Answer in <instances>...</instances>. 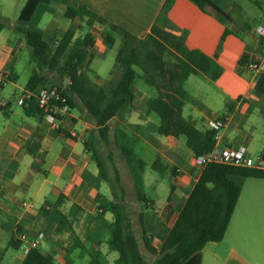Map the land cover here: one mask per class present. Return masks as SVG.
<instances>
[{"label": "crops", "instance_id": "0c3cea01", "mask_svg": "<svg viewBox=\"0 0 264 264\" xmlns=\"http://www.w3.org/2000/svg\"><path fill=\"white\" fill-rule=\"evenodd\" d=\"M3 1L7 0H0V6ZM25 1L19 0L18 13ZM77 1L138 36L150 32L164 2ZM54 2L62 6L64 12L68 4L74 5L73 0H51L49 4ZM214 3L221 7L228 17L211 7L203 11L190 0H174L163 18L186 31V44L189 48L198 49L213 57L222 67L221 74L215 80H210L203 74H193L202 78L190 79L191 87L197 91L205 92L202 86L205 80L212 84V89L206 92L209 100L203 103L199 95L188 94L182 114L184 115L186 107L184 116L192 119L195 124L201 121L206 130L209 129V119L228 113L230 120L221 132L219 146L244 144L248 152L255 155L264 151V91L255 88L258 74L247 69L239 59L244 53L247 59L259 58L263 52L262 44L255 37L254 30L257 25L264 24V0H214ZM45 12L46 9H42L41 3L33 17L38 21ZM71 19L75 22L74 26L69 28L75 31V38L77 29L83 26L85 21L79 17ZM163 19L158 20L160 26L166 25ZM49 24L52 25V22ZM99 24L94 23L90 27L99 29L93 33L94 53L97 45L109 47L103 39L106 25ZM225 28L228 33L222 38ZM49 30L48 33L56 29L50 27ZM2 31L1 29L0 53H5L6 56L0 59V69H8L10 73L5 83L0 84V258L3 256L2 251L12 247L16 251L9 253L6 264H21L25 253L21 252L20 245L14 247L11 242L15 245L20 241L19 232H26L32 237L42 231L43 236L38 247L40 248L42 239L46 238L50 245L48 251H43L57 264H83L77 262V259L81 258H90L88 264H113L117 255L107 245L113 214L105 211L98 215L101 209L97 207L99 195L110 199L112 194L109 186L102 187L103 179L99 177L97 164L92 166V161L95 160L84 145L93 129L91 121L89 122L85 110L76 107L78 112L73 113L72 106L58 129L51 128L39 114L25 113V107L19 103V98L24 90L30 87L27 85L28 80L24 86L17 83V73L11 59L19 47L10 46L8 38H1ZM96 32L99 33L96 35ZM45 34L42 30L43 39ZM57 39L54 40V45ZM44 40L49 43V40ZM33 73L40 75L41 71L33 69L31 75ZM169 75L174 76L173 73ZM190 77L189 75L184 80L176 77L174 80L184 87V81ZM145 113L149 115L151 112ZM130 115L140 118L135 110L129 112V115L127 113V118ZM141 119L145 121L134 123L126 119L124 122L138 124L147 130L149 120L145 117ZM70 130L83 133L84 141L78 137H70ZM165 136V139L156 140L163 151V157L172 164L167 163V168L171 174L173 168L176 172L180 169L181 173L172 174L175 188L170 201L167 197L166 203L160 207L154 199L147 198L148 203L151 202V211L155 213L156 219L170 227L200 170L190 164L193 154L191 150L189 164L192 168H179L175 163L174 153V148L178 146L177 137ZM144 179L145 171L143 181ZM184 189L186 194L180 197L177 193ZM86 214L94 216L96 220L87 223L84 218ZM103 227L105 232L98 234L100 229L103 232ZM141 242L143 245L142 237ZM158 242V238H154V244ZM140 250L143 253L141 248ZM199 264H264V177H247L243 180L223 238L204 245L200 250Z\"/></svg>", "mask_w": 264, "mask_h": 264}, {"label": "trees", "instance_id": "16d2710c", "mask_svg": "<svg viewBox=\"0 0 264 264\" xmlns=\"http://www.w3.org/2000/svg\"><path fill=\"white\" fill-rule=\"evenodd\" d=\"M50 1L26 0L18 14L15 29L23 33L31 50V58L39 71L48 68L58 72L61 78H68L69 82L63 93L70 106L85 110L88 120L96 125L103 141H109V121L114 117L124 121L126 113L130 112L135 98L133 84L140 78L157 91L155 96L147 99L146 111L155 112L159 116L156 127L158 133L177 138L184 136L185 144L193 154H203L213 147L214 130L199 129L192 119L182 114L188 92L174 79L178 77L184 80L191 74H203L210 80H215L221 74L222 67L213 57L198 49L189 48L186 44V31L163 19L174 0H164L150 32L144 36L136 35L108 17L96 13L82 2L73 0L74 5H67L64 12L66 17H79L89 26L94 23H105L108 30L104 32L103 39L107 45L115 42L116 32L120 34L122 41L115 56V63L121 68V73L116 83L110 87L96 85L85 72L86 66L94 56V38L91 34L75 39V31L68 28L56 40L54 48L50 51L49 43L43 39L42 29L30 24L37 6ZM190 1L203 11L211 7L228 17L214 0ZM161 19L167 26L169 25L168 29L158 24V20ZM3 27L4 24L0 22V30ZM226 33L227 28L224 29L222 38ZM166 46L173 48L177 57L173 77L166 76V69L160 61L161 56L157 54L158 49ZM246 60L247 56L244 53L239 62L244 65ZM53 83L62 85L64 82H53L46 74L33 73L27 85L30 88H37ZM255 88L264 91V73L258 74ZM25 113L41 116V111L33 99L25 107ZM126 127L123 125L114 128L113 139L129 167L137 200L147 205L148 198L143 181L146 162L135 152ZM89 143H92L90 138L84 141L86 147ZM92 158L97 164L100 178L109 182L112 194L110 199L99 195L101 200L98 207L101 213L110 211L113 214L114 219L110 224L111 235L107 240L108 247L118 253L113 264H199L200 250L204 245L209 241L223 238L241 192L243 180L247 177H264V170L261 169L221 163L204 165L184 202L179 206L170 227L153 215H148L144 211L139 212L143 245L148 252L156 254L153 261H147L139 248L138 236L132 227L125 203V188L117 168H114L115 176L110 180L96 149L92 151ZM167 166L159 156L152 163V167L160 171ZM176 173L173 168L172 174ZM174 188V184L171 183L169 201ZM154 238H158V244H154ZM19 245L20 241L15 245L11 242V246ZM21 264L57 263L41 248L31 247Z\"/></svg>", "mask_w": 264, "mask_h": 264}, {"label": "rangeland", "instance_id": "374dc122", "mask_svg": "<svg viewBox=\"0 0 264 264\" xmlns=\"http://www.w3.org/2000/svg\"><path fill=\"white\" fill-rule=\"evenodd\" d=\"M43 8L46 9V12L38 18V21H36V18L34 16L31 19L30 24L35 25L46 32V34L44 35V39L49 40V46L51 51V49L54 48V40L59 38L65 29L74 26L75 21L63 15L64 11L62 10V6H59L57 2L56 3L54 2L52 4L42 3V9ZM18 9H19V0L3 1L2 6H0V22L4 24V27L2 28L3 31L1 38L3 37L8 38L10 46H15V47L17 46V48L19 47L18 51L12 54L13 58L11 59L13 60L15 71L17 73L16 81L20 85L24 86L29 76L31 75L32 70L38 69V67L31 58L30 55L31 50L30 47L25 43V38L23 33L15 29V26L18 23V14H19L17 12ZM50 22H52V25L49 24ZM161 26L167 29L169 28L166 25L165 26L161 25ZM50 27H53L56 30H52L50 33H48L50 31L49 30ZM90 27L91 26L83 23V26L77 29V34L75 39L82 38L86 34H91L94 37L93 33L98 28L95 27L90 28ZM107 30H108V26L106 25L105 31ZM98 33L99 32H96V35ZM115 38H116L115 42L109 47H103V46L100 47L97 45L92 60L85 68V72L89 76V78L104 87H110L114 85L121 73V68L115 63V56L118 51L119 45L122 41V38L120 34L117 32L115 34ZM157 54H160L161 56L160 61H162L164 65L162 66L165 67L166 69V76H170L169 74L175 73L177 67L176 65L177 57L176 54L174 53V49L166 46L165 48L158 49ZM5 56H6L5 53H0L1 60L2 57ZM157 70L159 71V69ZM41 73L43 74L45 73L53 82H64V78H61L59 76V73L56 72L55 70L45 68L44 70L41 71ZM190 76L191 77L189 79L184 81V87L189 92L188 94L192 96L199 95L203 103L208 102L209 99L207 97L206 92L207 91L209 92V90L212 89V84L205 80V83H202L205 92H203L202 90L197 91L195 88L191 87L190 79L192 80L196 78H200V79L202 78L198 75H193V74ZM133 90L136 95L135 96L136 100L134 101V105L132 106L131 111L135 110L140 118L133 117L131 115L130 117L127 118V113H126L125 120L127 119L128 121L134 123H140L145 121V119H141L145 117L147 120H149L148 121L149 126L147 127V130H144L138 124H133L131 126L128 125L127 123L126 125V123L123 120H121L119 117H114L109 121V125H110L109 141L105 142L100 138L96 125L91 121V125H92L91 127L93 129L91 130L89 136H87V139L89 140L90 138L92 143H89L88 150L92 156V151L96 149L100 159L104 163L105 172L107 173L110 180H113L115 176L114 168L115 167L117 168L120 174L121 183L125 188V203L128 207V213L131 218L132 227L134 228L138 236L140 248L143 250L146 260L153 261L156 257V254H152L148 252L145 249V247H143L142 245L141 237H140L141 229L139 225L138 216H139V212H141L142 210H147L145 213L149 215L152 214L153 216L155 215V213L151 211L152 209L151 202L149 203L147 202V205H145L137 200L129 167L124 157L121 155L120 150L113 139L114 128L123 125L127 126L126 130L128 135L132 139V145L135 152L139 157H141L146 162L145 170H144L145 194L147 197L154 199L156 205L161 207L166 203L167 197L170 194L171 183L173 182L174 176L171 174L169 168L160 171L152 167L153 161L158 156L161 157L162 162L164 163L166 162V164L169 163L170 165H172L168 159L163 157V151L160 148L159 144H157V140H162L166 138L165 135L158 133L156 129L157 124L159 122V116L155 112H151L149 113V115L146 113L144 114V112L147 109L146 100L150 97L155 96L157 94V91L154 87H150L147 84H145L140 78H137L135 80L133 84ZM72 112L77 113L78 112L77 108L74 107ZM185 112H186V107L184 108V115H186ZM196 125L199 129L202 130L205 129L204 128L205 126L201 121H198ZM176 142L178 146L174 148L175 163L179 166V168L182 167L183 170H190L192 168V166H190L189 164L190 149L185 144L184 136H179L176 139ZM92 166H96L95 161H92ZM180 171H181L180 169L177 170L178 173H181ZM99 177L101 176L99 175ZM106 186L107 187L109 186V182L103 180L102 187L105 188ZM109 190L111 191L110 188ZM185 192L186 190L184 189V191H180L177 194L180 195V197H184V195L186 194ZM171 195H173V193ZM99 200L101 199L97 197V204L99 203ZM98 206L99 205H97V207ZM100 214L101 211L100 213H98V215ZM84 218L87 223H92L94 220H96L95 217L90 214H86ZM87 231H89V229H87ZM104 232H105V228L103 227V232L102 229H100L98 234L101 235ZM49 245L50 242L46 240V238H44L42 239L40 248L44 251H48ZM15 251L16 249L12 247H8L7 250L2 251L3 256L0 258V264L8 263L9 253ZM112 252L118 256L117 251L112 250ZM89 259L81 258L80 260L77 259V262L88 264V262L90 261ZM12 264H16V262H13Z\"/></svg>", "mask_w": 264, "mask_h": 264}, {"label": "built area", "instance_id": "2783aa9c", "mask_svg": "<svg viewBox=\"0 0 264 264\" xmlns=\"http://www.w3.org/2000/svg\"><path fill=\"white\" fill-rule=\"evenodd\" d=\"M254 34L261 42L263 52L259 58L247 59L244 66L256 74H260L264 73V24L257 25ZM9 73L8 69H0V84L5 83L9 78ZM68 82V78H65L62 85L53 83L38 88H27L19 98V103L27 107L29 101L33 99L41 111L43 120L51 128L58 129L61 126V121L71 109L67 97L63 93ZM229 120L230 115L228 113L208 120L209 128L214 130L213 147L203 154H192L190 164L197 170H201L207 163H221L264 170V151L253 155L248 152L244 144L219 146L221 132L227 126ZM69 136L84 139V134H79L76 130H70ZM42 236V231L37 232L32 237L26 232H19L18 239L22 251L26 254L31 247H38Z\"/></svg>", "mask_w": 264, "mask_h": 264}]
</instances>
